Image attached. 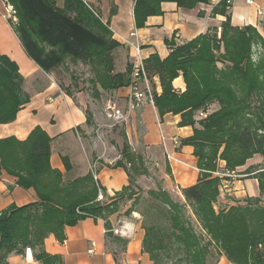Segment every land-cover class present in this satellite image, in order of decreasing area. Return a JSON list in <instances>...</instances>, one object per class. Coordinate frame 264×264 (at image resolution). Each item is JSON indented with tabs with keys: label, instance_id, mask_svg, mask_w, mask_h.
Masks as SVG:
<instances>
[{
	"label": "trees",
	"instance_id": "obj_1",
	"mask_svg": "<svg viewBox=\"0 0 264 264\" xmlns=\"http://www.w3.org/2000/svg\"><path fill=\"white\" fill-rule=\"evenodd\" d=\"M8 1L18 17V23L10 26L28 57L44 72L58 69L66 59L88 66L95 100L101 99V92L130 86L132 66L116 72L115 51L122 45L83 0H66L63 10L54 0ZM133 1L137 28H143L149 17L162 15L163 3H175L185 10L211 5L210 0ZM228 8L227 0H222L212 9L211 16L226 19L219 27L182 44L166 40L170 50L167 59L152 55L144 61L151 83L159 78L162 92L154 96L159 116H180L179 127L193 128L192 137L183 145L193 147L200 171L198 182L181 190L183 202L174 200L162 187L148 192V211L161 217L153 223L148 212L143 214L142 249L154 264H161L163 256L179 264H209L212 246L231 264H264V207L259 205L260 198L245 206L220 212L215 209L221 179L214 174L220 163L231 173L255 156L264 160V56L258 62L252 59L253 50L259 47L264 51V42L254 27H234ZM179 77L186 84L184 93L173 88V81ZM24 83L17 64L0 54V124L12 123L29 103ZM63 91L72 97L68 90ZM215 105L218 108L211 112ZM201 112L209 113L206 119L199 118ZM86 115L91 127L92 114L87 110ZM51 150L52 139L40 128L24 142L0 141V173L6 172L16 179L18 187L32 190L37 197L34 203L12 206L0 213V264H7L11 255H25L27 250L41 264H59V258L45 252L49 236L63 242L66 228L87 218L103 221L115 211V201L107 205L97 201L99 190H106L92 173L72 180L53 169ZM122 156L115 167L126 171L129 185L119 193L131 190L137 175H149L144 158L135 155L127 142ZM63 162L66 173H70V161L63 157ZM166 170L169 175L168 165ZM251 177L258 181L260 194L264 195V170ZM138 201L140 197L135 203ZM192 220L207 241L198 235ZM104 226L108 237L107 224Z\"/></svg>",
	"mask_w": 264,
	"mask_h": 264
},
{
	"label": "crops",
	"instance_id": "obj_2",
	"mask_svg": "<svg viewBox=\"0 0 264 264\" xmlns=\"http://www.w3.org/2000/svg\"><path fill=\"white\" fill-rule=\"evenodd\" d=\"M54 1L57 8H65L66 0ZM210 1L211 5H200L194 10L181 9L175 3H163V14L149 17L143 28L136 27L133 0H83V3L93 16L108 28L113 39L122 45L116 53V65L119 63L120 72H124L128 65L133 67L135 47L141 49L144 61L152 55H158L161 60H165L170 54L166 40L182 44L206 34L214 27H219L221 22L226 20L225 17H213L211 12L222 0ZM228 11L234 27L252 26L264 42V20L258 15V11H264V0H255L252 5L247 4L246 0H232ZM199 14L204 16L199 17ZM0 54L17 64L19 73L25 80L24 90L30 96L29 103L12 123L0 124V141L15 139L24 142L36 128H40L52 139L50 165L53 169L68 176L63 157L70 153L72 167L77 171V176L73 179L94 171L97 181L109 196H114L127 187L129 177L126 171L112 165L119 158L112 159L100 155L90 162L85 150L84 155L77 154L73 145L76 142L75 146L79 144L80 133L86 134L90 129L86 115L88 104L78 95L75 98L68 96L56 81L54 71L44 72L28 57L17 34L1 14ZM152 84L155 92L160 95L162 89L159 78L155 77ZM173 88L177 93L185 92L186 84L182 77L173 81ZM111 95L125 111L128 110L129 88L111 92ZM95 114L97 113L93 112V116ZM180 121V116L172 114L161 118L155 107L143 103L130 111L126 127V136L133 149L145 150L147 154L143 152V155L148 158L155 153L156 165L163 162L166 167L169 166L168 179L176 185L178 193L195 185L200 178L193 147L183 145L185 140L192 137L193 128L179 127ZM93 122L99 127L110 126L106 124L108 120L105 115L102 122L96 116ZM77 128L80 131H77ZM174 139L178 141V145L174 144ZM167 154L174 161L168 160ZM224 166L221 162L218 172L214 174L221 179L223 185L220 187L218 204L224 200L225 193L237 199L259 194L258 181L251 177L252 173L242 175L243 180L240 178L233 181L229 176L220 177L227 173ZM246 166L250 168V165ZM225 184H228L227 187ZM35 201L37 197L32 190L18 187L15 178L4 171L0 173V213L12 206L21 207ZM130 230L129 228L125 233L128 234ZM128 240L124 264H154L149 255L143 253L142 240ZM44 249L48 255L59 258V264H117L106 237L104 222L100 219L87 218L74 227L66 228L63 242L53 235L49 236L45 240ZM7 264L41 263L34 259L31 250H27L23 256H9ZM225 264L231 263L226 261Z\"/></svg>",
	"mask_w": 264,
	"mask_h": 264
},
{
	"label": "rangeland",
	"instance_id": "obj_3",
	"mask_svg": "<svg viewBox=\"0 0 264 264\" xmlns=\"http://www.w3.org/2000/svg\"><path fill=\"white\" fill-rule=\"evenodd\" d=\"M118 50H116L115 53H117ZM263 56H264V51L261 50V48L259 47L253 50L252 52V59L256 62H258ZM120 71H121V67L118 63L116 65V72H120ZM54 74L56 81L63 90H68L69 93L72 94V97L74 98L75 96L78 95L79 97H81L80 98L81 100H84V102L88 104L89 106L88 111L92 114V119H94L96 116L98 117L99 121L101 122L103 121L105 115L104 113L105 103L108 99L113 97L111 93H106V92H101L102 97L100 100H95L92 97L91 86L89 84V81L92 78V74L88 66H85L80 63H74L70 59H66L61 67L54 70ZM217 108L218 106L215 105L210 108V111L211 112L215 111ZM93 112L97 114L93 116ZM92 123L93 124L91 125L90 129L87 131L86 134L80 133L79 135L80 140L78 142L79 144L75 146V144L77 143L75 141L76 143L73 145V148L77 149V154L84 155L83 150H85L87 152L90 162L94 161L96 159V156H100V155H103L106 158H112V159L119 158V160H122L123 145L125 142H127L128 146L131 148V151L135 155L137 156L141 155L144 158L147 170L149 172V175L146 177L137 175L136 176L137 180L131 186V190L127 192L119 193L118 195H114V196H109L107 193H104L103 191L99 190V193L101 192L103 195L102 200L99 199L97 200L100 204L107 205L113 201H115L116 203V208L114 213L112 215L105 217L103 222L107 224V228L109 231L107 232L108 233L107 240L109 242L110 248L117 256L119 264H124L127 244L129 243L128 238H130V241L135 239L143 240L144 237L143 224L145 222V216H143V214L145 215V213L148 212V217H150L149 219L153 223L159 222L161 219V217L158 214H156L157 212L154 213L148 211V207L151 205L148 192L151 190H157L159 187H162L163 189H166L170 192L174 200L183 202V198L181 196L182 193H178L176 189V185L174 183H171V181L168 179L166 164H164L163 162H161L160 165L155 164L154 160L157 154L152 153L150 158H148L147 155L146 157H144L143 152L144 154H147L145 150H140L135 148L134 150L129 145V141L126 136V127H127L126 124L113 125L112 122L108 121L106 124L110 126L99 127L97 123L95 124L93 122V120ZM66 155L67 156L65 157H67V159L70 161L72 155L70 153ZM115 164L116 163L114 162L112 165ZM246 165H250V168H247L246 166L245 168L237 169L236 176L238 177L234 178L233 181H238L240 180V178L241 180H243L244 178L242 177V175L250 174L249 172H253L252 173L253 175L255 173L264 170V160L261 156H255L253 159L247 162ZM89 173H92L93 176L95 175L94 171H90ZM88 174L80 175L78 178H84ZM239 175L241 177H239ZM76 176H77V171L72 167V171L68 174L67 179L73 180V178H75ZM223 196H224V200H222L220 204H218L219 201H217V203L215 204V208L217 209L216 210L217 212H220L222 210H227L230 207L245 206L250 201H254L255 199L258 198H260L259 205L264 207V195H261L260 191L259 194L255 197L246 196L244 198L237 199L233 195L232 196L226 195V193L225 195L223 194ZM138 197H140V201H138V203H135L136 199L138 200ZM130 209H132L134 212L132 213L129 212ZM192 221L198 235L203 236L204 240L207 241L205 234H203L200 231V229L196 225V222L194 220ZM129 228L131 230L128 234H126L125 232ZM115 238H120L122 239V241L117 242L115 241ZM211 249L213 255L209 264H225L226 261H228L225 256L219 255L217 253L216 248L214 246H212ZM161 264H179V263L175 259H168L163 256Z\"/></svg>",
	"mask_w": 264,
	"mask_h": 264
},
{
	"label": "built area",
	"instance_id": "obj_4",
	"mask_svg": "<svg viewBox=\"0 0 264 264\" xmlns=\"http://www.w3.org/2000/svg\"><path fill=\"white\" fill-rule=\"evenodd\" d=\"M246 2L247 4L252 5L254 4L255 0H246ZM231 3L232 0H227V4L229 7ZM0 4L1 16L9 23V25H16L18 23V17L14 6L8 0H2ZM258 15L264 20V11H258ZM127 88L130 89L127 111H125L114 98L108 99L105 103V117L109 122H112L113 125H127L130 111L137 109L143 103H148L151 106L155 107V89L152 86L151 79L147 75V71L144 65V59L142 57L141 49L139 47H135L134 49V64L132 67L131 84ZM208 115V112H201L199 114V117L201 119H206ZM163 141H165V139H163ZM173 142L175 145H178V141L176 139H174ZM167 158L170 161H174V159H172L169 154H167ZM225 176H229L232 179L237 178L235 172H227L226 174L220 177ZM94 179L97 180L96 175H94ZM226 185L228 184H225V186ZM98 199H103V195L101 192L99 193Z\"/></svg>",
	"mask_w": 264,
	"mask_h": 264
}]
</instances>
